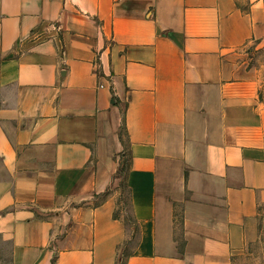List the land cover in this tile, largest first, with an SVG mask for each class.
<instances>
[{"label": "crops", "instance_id": "obj_1", "mask_svg": "<svg viewBox=\"0 0 264 264\" xmlns=\"http://www.w3.org/2000/svg\"><path fill=\"white\" fill-rule=\"evenodd\" d=\"M263 206L264 0H0V260L232 264Z\"/></svg>", "mask_w": 264, "mask_h": 264}, {"label": "rangeland", "instance_id": "obj_2", "mask_svg": "<svg viewBox=\"0 0 264 264\" xmlns=\"http://www.w3.org/2000/svg\"><path fill=\"white\" fill-rule=\"evenodd\" d=\"M123 148L116 157L119 158L120 167L116 173L115 186L118 190L117 207L115 213L123 216L128 226H132L134 219L131 214L129 193L125 183V174L128 165V154L126 152V141L123 129ZM257 231L253 238L247 243L244 250L235 255L232 264H264V206L259 207L257 212ZM134 243V236L125 237L118 245L115 256V264H124L127 254ZM0 264H8L6 257L0 260Z\"/></svg>", "mask_w": 264, "mask_h": 264}, {"label": "trees", "instance_id": "obj_3", "mask_svg": "<svg viewBox=\"0 0 264 264\" xmlns=\"http://www.w3.org/2000/svg\"><path fill=\"white\" fill-rule=\"evenodd\" d=\"M133 227H134V229H136V224L135 223H133Z\"/></svg>", "mask_w": 264, "mask_h": 264}]
</instances>
